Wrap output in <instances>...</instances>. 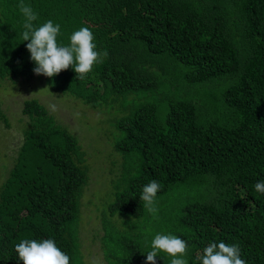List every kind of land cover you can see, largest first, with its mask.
<instances>
[{"label": "trees", "instance_id": "trees-1", "mask_svg": "<svg viewBox=\"0 0 264 264\" xmlns=\"http://www.w3.org/2000/svg\"><path fill=\"white\" fill-rule=\"evenodd\" d=\"M20 0H0V81L37 76L22 38ZM34 25L61 26L58 42L89 27L107 51L84 79L73 68L44 80L52 93L108 115L111 191L100 213L105 264H145L151 240L187 241L189 264L212 242L239 245L264 264V0H24ZM0 101V124L10 127ZM0 194V264L15 245L54 239L70 264L81 252L85 149L39 102ZM156 180V213L140 200ZM157 264H170L159 253Z\"/></svg>", "mask_w": 264, "mask_h": 264}, {"label": "clouds", "instance_id": "clouds-1", "mask_svg": "<svg viewBox=\"0 0 264 264\" xmlns=\"http://www.w3.org/2000/svg\"><path fill=\"white\" fill-rule=\"evenodd\" d=\"M17 7L25 18L22 38L28 42L26 48L30 53L31 61L35 64L33 68L35 75L52 78L71 67L74 69L77 79H84L85 75L93 70L95 64L102 63L108 56L107 51L97 50L95 36L89 27H81L74 31L70 36V45L65 46L58 42V37L61 35L60 24L49 19L42 25L36 26L33 22L37 21L38 14L32 6L25 4L24 0H20ZM37 76L33 78L35 79ZM42 81L45 84L43 79ZM27 102L39 101L29 100ZM49 107L51 111H56L55 104L49 105ZM255 189L257 192L264 193V180L258 181L255 184ZM159 190L160 184L156 180L147 183L142 189L140 200L144 201V207L150 213L157 211L155 202ZM15 252L22 264H70L68 254L62 251L55 240L51 238L24 239L15 245ZM161 252L168 254L170 264H189L187 259L188 243L176 235L171 233L155 234L151 240V251L146 254L145 264H157V258ZM84 258L87 262L85 256ZM199 259L201 264H247V261L241 258L239 245L226 244L223 241L209 243L203 249Z\"/></svg>", "mask_w": 264, "mask_h": 264}, {"label": "rangeland", "instance_id": "rangeland-1", "mask_svg": "<svg viewBox=\"0 0 264 264\" xmlns=\"http://www.w3.org/2000/svg\"><path fill=\"white\" fill-rule=\"evenodd\" d=\"M50 90L39 77L0 81V101L11 122L10 127L0 124V194L2 185L10 175L14 157H18L16 151L23 143L25 130L30 125L29 119L23 115L24 105L29 100H37L59 124L79 138L86 151L90 165V184L83 198L82 252L88 264H104L100 243L103 235L100 209L111 192L110 185L107 186L108 183L105 182L111 177L110 153L114 152L112 139L107 133L108 115L103 114L100 109L90 108L83 101L52 93ZM52 104L56 105L54 112L49 107Z\"/></svg>", "mask_w": 264, "mask_h": 264}]
</instances>
